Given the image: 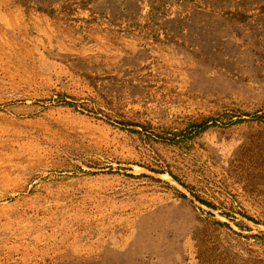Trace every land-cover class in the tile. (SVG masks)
Returning <instances> with one entry per match:
<instances>
[{
  "label": "rangeland",
  "instance_id": "1",
  "mask_svg": "<svg viewBox=\"0 0 264 264\" xmlns=\"http://www.w3.org/2000/svg\"><path fill=\"white\" fill-rule=\"evenodd\" d=\"M0 264H264V0H0Z\"/></svg>",
  "mask_w": 264,
  "mask_h": 264
},
{
  "label": "trees",
  "instance_id": "2",
  "mask_svg": "<svg viewBox=\"0 0 264 264\" xmlns=\"http://www.w3.org/2000/svg\"><path fill=\"white\" fill-rule=\"evenodd\" d=\"M161 173V172H160Z\"/></svg>",
  "mask_w": 264,
  "mask_h": 264
}]
</instances>
